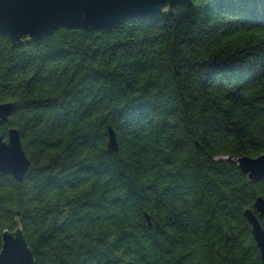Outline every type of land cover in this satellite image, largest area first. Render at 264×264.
Wrapping results in <instances>:
<instances>
[{
  "label": "trees",
  "instance_id": "1",
  "mask_svg": "<svg viewBox=\"0 0 264 264\" xmlns=\"http://www.w3.org/2000/svg\"><path fill=\"white\" fill-rule=\"evenodd\" d=\"M8 101L0 131L31 164L0 172V251L20 223L36 264H263L245 210L264 179L229 157L264 153V0H186L19 47L0 34Z\"/></svg>",
  "mask_w": 264,
  "mask_h": 264
},
{
  "label": "water",
  "instance_id": "2",
  "mask_svg": "<svg viewBox=\"0 0 264 264\" xmlns=\"http://www.w3.org/2000/svg\"><path fill=\"white\" fill-rule=\"evenodd\" d=\"M186 0H0V34L7 35L14 47L23 44L27 36L32 41L42 39L61 27L86 31L111 27L132 17H153L173 9ZM15 108L12 101L0 103V127L9 121ZM116 131L109 128L108 152H117ZM251 181L264 179V153L257 157H229ZM31 162L21 141L20 131L11 127L8 137L0 131V172L23 181ZM258 213V215H257ZM252 225L264 264V197H257L254 209L245 210ZM150 222V217L147 215ZM0 264H36L23 227L3 233Z\"/></svg>",
  "mask_w": 264,
  "mask_h": 264
}]
</instances>
